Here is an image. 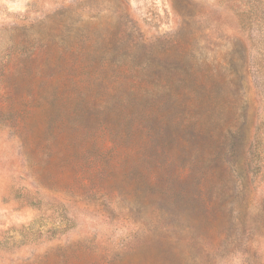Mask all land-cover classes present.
<instances>
[{"label": "rangeland", "instance_id": "rangeland-1", "mask_svg": "<svg viewBox=\"0 0 264 264\" xmlns=\"http://www.w3.org/2000/svg\"><path fill=\"white\" fill-rule=\"evenodd\" d=\"M0 264H264V0H0Z\"/></svg>", "mask_w": 264, "mask_h": 264}, {"label": "trees", "instance_id": "trees-1", "mask_svg": "<svg viewBox=\"0 0 264 264\" xmlns=\"http://www.w3.org/2000/svg\"><path fill=\"white\" fill-rule=\"evenodd\" d=\"M198 81H200V80H198ZM197 81V82H198ZM202 83V82H201ZM217 86V85H216ZM202 87L203 88H205V86H199V89L201 90L202 89ZM213 87H215V86H213ZM212 87V88H213ZM211 88V89H212ZM211 89H208L207 90V92H209ZM220 93H221V91H220V89L219 88H214V90L213 91H211V92H209V93H207V101H217L218 100V98L220 97ZM219 94V95H218ZM218 95V96H217ZM209 104V103H208ZM215 104H217L218 105V103H215Z\"/></svg>", "mask_w": 264, "mask_h": 264}]
</instances>
